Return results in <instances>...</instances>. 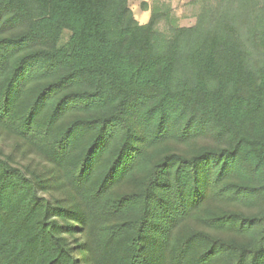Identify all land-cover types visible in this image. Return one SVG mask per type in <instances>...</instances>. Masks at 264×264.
<instances>
[{
  "label": "trees",
  "instance_id": "16d2710c",
  "mask_svg": "<svg viewBox=\"0 0 264 264\" xmlns=\"http://www.w3.org/2000/svg\"><path fill=\"white\" fill-rule=\"evenodd\" d=\"M129 1L0 0V264H264V0Z\"/></svg>",
  "mask_w": 264,
  "mask_h": 264
},
{
  "label": "rangeland",
  "instance_id": "374dc122",
  "mask_svg": "<svg viewBox=\"0 0 264 264\" xmlns=\"http://www.w3.org/2000/svg\"><path fill=\"white\" fill-rule=\"evenodd\" d=\"M139 2V0H130V8L134 19L141 25L140 18L143 15L139 9V6L141 7ZM224 2L225 0H153L149 14H151V11L164 14L157 21L155 30L165 39H170L174 29L191 28L202 21H206V25L211 26L215 14L219 12ZM68 36L69 34L64 32L61 36V43L66 42ZM8 155L20 167L32 168L38 172L45 171L46 166L39 158L32 154L27 156L20 149L18 151L15 150V142L13 140L0 136V156ZM74 238L80 240L77 234Z\"/></svg>",
  "mask_w": 264,
  "mask_h": 264
},
{
  "label": "crops",
  "instance_id": "0c3cea01",
  "mask_svg": "<svg viewBox=\"0 0 264 264\" xmlns=\"http://www.w3.org/2000/svg\"><path fill=\"white\" fill-rule=\"evenodd\" d=\"M140 2V4L141 3H145V4H147V9L146 10H143V9H141V7L139 6V9L141 10V12H142V17L140 18V22H141V25H144V24H146V22H147V20H148V18H149V12H150V10H151V5H152V1L153 0H139ZM129 8H130V1H129ZM130 10H131V8H130ZM132 11V10H131Z\"/></svg>",
  "mask_w": 264,
  "mask_h": 264
}]
</instances>
